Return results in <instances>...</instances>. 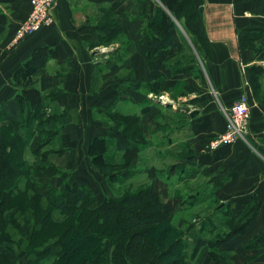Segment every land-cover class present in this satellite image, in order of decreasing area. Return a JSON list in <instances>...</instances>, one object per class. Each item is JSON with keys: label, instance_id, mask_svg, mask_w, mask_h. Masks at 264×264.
<instances>
[{"label": "crops", "instance_id": "crops-1", "mask_svg": "<svg viewBox=\"0 0 264 264\" xmlns=\"http://www.w3.org/2000/svg\"><path fill=\"white\" fill-rule=\"evenodd\" d=\"M195 1L198 9L203 7L201 24L208 35L211 53L201 55L191 33L193 45L186 41L190 37L182 22L179 26L184 28L175 29L172 46L160 51L158 69L162 83L159 92H153L149 87L145 28L149 16L162 5L160 0H105L114 14L125 13L130 17L117 18L127 36L128 47L105 58L96 57L98 48L110 46L102 44L103 32L98 30L96 23L97 9L104 0H56L53 24L27 36L17 45L12 44V38L28 15L30 0H0V77L12 78L1 102L16 93L15 71L33 51L42 46L55 48L58 55L32 75L44 95H53L46 101L48 108L53 106L61 112L65 137L63 148L54 155L77 157L74 150L87 155L85 148L90 151L94 140L102 136L116 138L117 150L125 152L135 151V146L140 149L152 145L163 152L165 144L174 142L175 147L178 146L176 150L181 148L182 152L181 157L176 154L172 169L180 178V185L193 190L194 199L203 197V190L215 189L213 198L220 200L219 207L230 211L232 219L246 205L254 203L258 207L246 231L220 245L203 237L204 233L215 231L219 217L212 215L208 220L210 229L200 223L194 227L192 238L196 247L193 254L199 257L201 247L207 245V256L220 264V260L212 256L234 245L245 249L244 245L253 238L264 237V75L259 83L260 100L257 99L258 106L253 110L250 133L234 143L216 149L209 147L212 139L225 131L227 114L240 95L247 90L255 97L252 67L256 64L264 67V59L256 57L252 46L242 45L241 32L264 31V0ZM117 42L111 44L119 46ZM258 43L256 46L263 45ZM185 64H195L196 68L192 72H174V68ZM158 95L166 98V102L162 101L164 107L153 103L155 98H160ZM94 111L105 115H138L145 143L132 145L119 131L112 129L114 125L109 126L97 118L90 121ZM171 112L182 118L174 124L167 123L164 114L170 117ZM91 132L85 148L69 145L82 139V134L87 141ZM185 169L190 171L189 177L184 175ZM199 175L205 178L202 187L195 184ZM76 181L89 185L83 177ZM245 255L247 259L257 255L254 261L248 260V264H264V246L250 248Z\"/></svg>", "mask_w": 264, "mask_h": 264}, {"label": "trees", "instance_id": "trees-1", "mask_svg": "<svg viewBox=\"0 0 264 264\" xmlns=\"http://www.w3.org/2000/svg\"><path fill=\"white\" fill-rule=\"evenodd\" d=\"M160 2L162 5L149 16L145 28L151 81L149 87L153 92H159L161 88L162 74L158 69V57L160 51L172 46L174 42V31L177 28L175 20L183 21L201 55L209 56L211 53L196 1ZM97 28L103 32L101 40L106 45L125 33L116 18L111 20L109 13L101 18ZM241 41L242 45L253 47L258 59H264V31L244 30L241 32ZM258 42L263 45L256 46ZM57 55V50L50 46H42L33 51L29 59L15 71L16 93L0 103V264L19 262L14 240L6 229L10 222L18 221L16 214L25 216L19 229V233L25 235V264H72L82 245L99 243L105 239L107 246L96 255L93 264H135V254L143 256L142 261L146 259L149 264H193L183 230L170 225L168 232H173L176 239L170 237L173 241L167 240L168 245L164 244L168 234L163 235L162 245L161 239L151 237V229L167 221L170 213L164 209L161 197L152 195L149 187L129 191L118 197H108L101 203H98L91 188L80 181H67L62 188L51 189L47 193L38 190L34 171L25 160L28 138L37 136L40 140L32 147L37 159L58 152L43 150L49 140L41 138L46 133L47 125L59 120L61 115H45L46 101L53 95H44L32 75ZM195 68V64H185L179 69L174 68V72H192ZM252 73L254 98L258 101L264 67L256 64L252 67ZM107 116L114 122L112 129L119 131L132 145L145 143L138 115L108 113ZM57 131L51 132L50 139L54 138ZM114 142V137L102 136L94 140L91 150L95 154L93 162L96 166L110 165L112 156L105 153V150ZM229 213L225 212L224 215L231 230L224 238L217 240L216 245L245 232L255 219L258 207L254 203L246 205L235 219ZM145 222L150 225L136 229ZM129 234L131 239L121 242ZM76 241L78 245H75ZM17 242L22 244L23 239ZM245 246L260 248L264 246V237L253 238ZM148 251L154 253V256L149 255Z\"/></svg>", "mask_w": 264, "mask_h": 264}, {"label": "rangeland", "instance_id": "rangeland-1", "mask_svg": "<svg viewBox=\"0 0 264 264\" xmlns=\"http://www.w3.org/2000/svg\"><path fill=\"white\" fill-rule=\"evenodd\" d=\"M109 9L110 4L107 2L103 3L100 9H97V11L99 10V13L97 14L96 23H98L101 18L106 16L108 13L111 16V20L115 18L117 20L118 17L130 18L126 17L125 13L114 14L112 12V14ZM175 21L177 23L178 30L184 28V26H181L182 28L179 26L183 22L182 20ZM187 33L188 37H190L189 30ZM191 37L189 40L186 39V41L192 46L193 42ZM117 41V43H119V46H117L118 44H110V46L108 47L106 46L98 48L99 50L96 57L105 58L108 56V54L111 55L113 52L121 51L122 49L126 50V48L128 47L127 36L123 34L122 36H119L117 38ZM10 79L12 78L0 77V102L6 94V88L8 87L7 83ZM155 99L156 101H154L153 103L158 105V107L165 106L162 101L166 102V98L160 97ZM157 99H160L161 101L158 102ZM52 103L53 101L49 102V104L51 105ZM45 112V115L61 114V112L56 111L53 106H50V108H48L47 106L45 108ZM107 114L108 113H106L105 115V113H102L100 111L99 113L98 111H94L93 117H91L90 121H94L97 118L98 120L109 124V126L114 125ZM164 116L165 117L163 118H166L167 123L170 124H174L182 118V115H176V113L174 112L170 113V117H168L169 114H164ZM75 121L77 120L75 119ZM63 127L64 126L61 119L47 125L46 133L43 135L41 140H49V142L45 145L46 147H44L43 150L48 149L50 151H57L63 148L65 137V135L63 134ZM93 128V131L95 132L94 125ZM56 130H58V133L54 136L53 139H50L51 132ZM90 131H92V129H90ZM80 132L82 133L81 127ZM91 135L92 132L90 136L88 135L89 138L87 139V141H84L82 134V139H79L80 141H72L69 143V145L72 144V147H75L76 149L85 148V146L87 145L86 143L89 142V139H91ZM38 141L40 140L37 136L28 138L25 160L34 171V174L36 176L34 181L40 192L47 193L51 189L62 188L65 182L76 181L83 177L88 181V184L90 185L88 186L96 195L98 203H101L108 197H118L129 191H136L138 189L149 187L152 195H159L161 197V200L164 204V209L166 211H169L170 213L167 221L162 222L158 226H155V228L151 229V237L156 240L161 239L160 244L162 245L163 235L166 234L167 236L168 234L166 242L164 243L165 245H168L169 243H167V240H169L170 242L173 241L174 238L176 239V236L173 235V232H168V229L170 230L169 227L171 225L179 230H183V232L185 233L189 245V258L191 260V263L200 264L204 262L205 264H218L209 255L207 256V245H205V247H201L202 249L199 257L197 256V254H193V249H195L196 244L193 241L194 237L192 238V230L198 223H200L202 227L205 226V228L208 227L210 229L208 220H210L212 215H214V218H220L219 226L215 228V231L213 233H204L203 237L206 239V241L212 243L217 242V240H221L226 235H228L231 230L230 225L226 224L225 217L223 215L224 212L227 211V209H225V207H219L218 205L220 204V200H218L216 197L213 198L212 194L215 189L209 191L211 193L203 190L201 193L203 197H199L197 195L196 197L199 198L196 200L192 196L193 190H191L187 186L180 185L181 183L178 182L180 178H177L178 175L174 173V170L172 168L174 166L173 163H175V156H177L176 154L181 157L180 153L182 151L181 148L176 150V147L178 146L176 145L175 147V145L173 144L174 142L169 145L165 144L167 147H164L163 152L161 150H158L159 147L157 146L154 148L153 145L151 147L149 146L150 148L144 147L140 149L135 146V151H120L117 150V142H114L108 147L107 150H105V153L112 156V159H110V165L98 167L93 162V155H95L94 152L92 150L89 151L87 147L85 148L87 151V155L82 153L80 150H74V154H76L77 157H62L54 155V153H52L50 157L45 158L42 156L40 159H37L32 151V147L36 146L38 144ZM157 142L158 141H156V143ZM185 170L186 174L184 175H186V177H189L190 171L188 169ZM116 175L118 177H116ZM204 183L205 178H203L202 175H199L198 182H196L195 184H198V187H202ZM188 184L191 185L190 183ZM185 190L187 191V194L185 193ZM208 199H211V201L207 202ZM24 217L25 216H22V214H16V218H19L18 221L10 222L6 228L9 235L14 240V245L16 246L15 249L18 251L19 261L21 262V264H25L27 252L26 243L24 241L25 235L19 233L20 226L23 224V220L25 219ZM149 225V223L145 222L140 224L136 229L139 230L144 227H148ZM170 237L173 239H170ZM21 239H23L22 244L17 242ZM130 239L131 236L129 234L126 235L124 239H121V242H127ZM97 243H88L86 245H82L76 256L73 258L74 260L72 261V264H93V260L96 261V255L105 249L108 242L105 239L100 241L98 244ZM218 244L221 243L219 242ZM75 245H78L77 241L75 242ZM244 248L246 249L247 247L244 245ZM245 249L239 248L237 245H234L231 248L226 249L219 255L217 254L216 256L212 257L218 258L220 260V264H248V260H250V262L254 261L258 253L256 256H252L247 259L245 253H247V250H250V248H248L246 251ZM148 252L149 255L154 256V253L150 251ZM142 259L143 256L135 254L133 263L149 264L148 262H146V259H144V262L142 261Z\"/></svg>", "mask_w": 264, "mask_h": 264}, {"label": "built area", "instance_id": "built-area-1", "mask_svg": "<svg viewBox=\"0 0 264 264\" xmlns=\"http://www.w3.org/2000/svg\"><path fill=\"white\" fill-rule=\"evenodd\" d=\"M55 6L56 0H30L28 15L19 24L12 38V44L17 45L27 36L53 24ZM257 106L258 102L254 96L247 90L244 91L227 114L225 131L215 136L209 147L216 149L234 143L240 138H246L251 131L253 110Z\"/></svg>", "mask_w": 264, "mask_h": 264}, {"label": "water", "instance_id": "water-1", "mask_svg": "<svg viewBox=\"0 0 264 264\" xmlns=\"http://www.w3.org/2000/svg\"><path fill=\"white\" fill-rule=\"evenodd\" d=\"M199 11H200L201 14H203V7H200Z\"/></svg>", "mask_w": 264, "mask_h": 264}]
</instances>
